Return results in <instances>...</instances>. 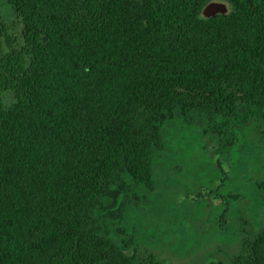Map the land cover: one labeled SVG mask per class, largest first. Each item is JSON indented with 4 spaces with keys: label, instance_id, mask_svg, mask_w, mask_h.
I'll return each mask as SVG.
<instances>
[{
    "label": "trees",
    "instance_id": "trees-1",
    "mask_svg": "<svg viewBox=\"0 0 264 264\" xmlns=\"http://www.w3.org/2000/svg\"><path fill=\"white\" fill-rule=\"evenodd\" d=\"M220 2L227 14L203 16ZM6 4L0 264H166L123 224L155 191L177 118H207L216 154L242 128L264 139V0ZM239 237L231 264H264V231Z\"/></svg>",
    "mask_w": 264,
    "mask_h": 264
},
{
    "label": "rangeland",
    "instance_id": "rangeland-1",
    "mask_svg": "<svg viewBox=\"0 0 264 264\" xmlns=\"http://www.w3.org/2000/svg\"><path fill=\"white\" fill-rule=\"evenodd\" d=\"M0 6L17 25L6 0ZM206 121L188 125L177 118L167 126L155 191L123 224L166 264H231L239 232L264 231V194L256 189L264 182V139L252 127L242 128L236 147L216 154L218 142L204 133Z\"/></svg>",
    "mask_w": 264,
    "mask_h": 264
},
{
    "label": "water",
    "instance_id": "water-1",
    "mask_svg": "<svg viewBox=\"0 0 264 264\" xmlns=\"http://www.w3.org/2000/svg\"><path fill=\"white\" fill-rule=\"evenodd\" d=\"M228 12L227 5L225 3H211L203 11L205 18H214L218 15H225Z\"/></svg>",
    "mask_w": 264,
    "mask_h": 264
}]
</instances>
